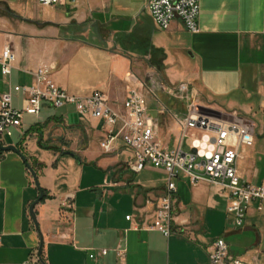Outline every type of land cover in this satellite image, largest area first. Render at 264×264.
<instances>
[{
	"label": "crops",
	"instance_id": "obj_1",
	"mask_svg": "<svg viewBox=\"0 0 264 264\" xmlns=\"http://www.w3.org/2000/svg\"><path fill=\"white\" fill-rule=\"evenodd\" d=\"M33 1L37 15L0 0L18 25L16 31L0 18V51L8 45L16 54L10 76L0 75V92L33 83L34 71L48 65L59 88L79 96L99 90L121 111L131 87L187 82L202 109L252 127L253 144L240 146L236 169L264 185V0H200L197 33L180 19L167 30L158 27L148 0H66L51 7ZM147 98L160 142L174 148L180 131L162 105L184 114L185 102L162 93V105ZM21 103L18 94L13 104ZM107 129L72 105L43 104L0 142L16 146L37 174L36 184L18 153L0 149V264H22L35 251L44 264H208L218 237L248 264H264V212L252 203L243 225L235 226L226 210L229 193L205 180L192 184L180 174L172 233L150 229L167 175L150 167L132 171V153L121 141L105 153L100 142ZM40 190L37 228L29 208Z\"/></svg>",
	"mask_w": 264,
	"mask_h": 264
},
{
	"label": "built area",
	"instance_id": "obj_2",
	"mask_svg": "<svg viewBox=\"0 0 264 264\" xmlns=\"http://www.w3.org/2000/svg\"><path fill=\"white\" fill-rule=\"evenodd\" d=\"M76 3L77 0H70ZM42 7L64 4L66 0H36ZM147 7L158 27L167 30L172 21L180 19L191 33L199 32L197 17L200 0H148ZM16 54L6 45L0 51V75L8 78L11 74ZM182 100L186 112L179 114L169 111L159 98L160 94ZM20 94L22 103L15 107L13 98ZM152 96L167 111L177 124L180 137L172 149L164 148L158 137L159 125L148 113V98ZM198 92L187 82L176 86L144 84L141 89L131 87L122 102V110H115L107 96L94 90L87 96L70 94L59 88L52 79V69L41 65L34 71V82L9 86L0 92V142L22 126L26 114L38 116L42 105L62 108L72 105L81 115L102 119L108 127L100 147L105 153L114 150L115 143L121 141L132 153L129 168L139 172L147 167L162 169L167 175L165 193L159 200L150 229L160 231L165 236L172 233L176 204V179L180 174L189 177L192 184L200 181L221 186L227 190L231 201L227 213L235 226L243 225L249 206L255 203L258 212H264V185H255L244 180L237 172L236 162L240 146L253 144L252 127L241 120H227L202 109L197 102ZM115 126H119L115 130ZM130 215L126 219H130ZM107 249H101L105 255ZM120 259L125 250L114 249ZM91 258L95 254H90ZM22 264H43L37 251L31 253ZM208 264H248L245 260L229 252L224 238H216L209 247Z\"/></svg>",
	"mask_w": 264,
	"mask_h": 264
},
{
	"label": "rangeland",
	"instance_id": "obj_3",
	"mask_svg": "<svg viewBox=\"0 0 264 264\" xmlns=\"http://www.w3.org/2000/svg\"><path fill=\"white\" fill-rule=\"evenodd\" d=\"M10 1L12 2L13 5H16V7L19 6L22 7L25 13H29L30 15H37L39 13V8L36 6V3L33 0H10ZM5 13L6 12L4 6L0 4V18L4 17L5 15V17H7V21L11 22V25H13V28H16L17 31L18 30L17 22L15 21L14 18H12L11 15Z\"/></svg>",
	"mask_w": 264,
	"mask_h": 264
},
{
	"label": "water",
	"instance_id": "obj_4",
	"mask_svg": "<svg viewBox=\"0 0 264 264\" xmlns=\"http://www.w3.org/2000/svg\"><path fill=\"white\" fill-rule=\"evenodd\" d=\"M0 149L3 150V151H9V150L14 151V152L18 153V154L21 156V158L26 162V158H25V156L19 151V149H18L16 146H13V145L2 146V145L0 144ZM64 154H66V155H71V156H75L74 153H72V152H70V151H65ZM26 164H27V166H28V168H29V170H30L32 176H33V179H34L35 183L37 184V174H36L35 170H34V169H33V168H32L27 162H26ZM42 197H43V191L40 190V195H39L38 199L35 200V201L30 205V208H29L30 215H31V217H32V219H33V221H34V223H35V226H36L37 228H38V225H37V222H36V215H35V213H34V211H33V208H34V205H35L36 203H38L39 200H40ZM41 249H42V248L40 247V248H39V254H41ZM41 261H42V260H41ZM42 263L44 264L43 261H42Z\"/></svg>",
	"mask_w": 264,
	"mask_h": 264
}]
</instances>
